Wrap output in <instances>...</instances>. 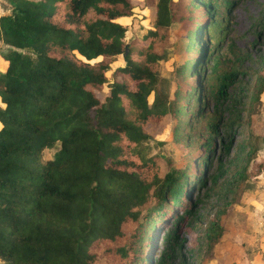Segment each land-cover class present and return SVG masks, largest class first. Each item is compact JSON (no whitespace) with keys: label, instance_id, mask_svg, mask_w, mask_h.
Segmentation results:
<instances>
[{"label":"trees","instance_id":"trees-1","mask_svg":"<svg viewBox=\"0 0 264 264\" xmlns=\"http://www.w3.org/2000/svg\"><path fill=\"white\" fill-rule=\"evenodd\" d=\"M7 2L10 13L0 15V264H188L176 209L190 212L191 192L212 169L215 148L227 154L243 123V99L250 111L264 73L252 90L242 78L249 72L237 68L248 56L219 55L226 23L203 8L198 19L193 0ZM146 8L149 26L124 42L121 20ZM182 20L189 28L169 80L157 68ZM258 25L264 32V13ZM115 57L121 63L112 67ZM195 123L197 145L183 165L149 154L150 127L170 125L182 154ZM244 123L264 138V112L256 120L249 112ZM167 220L157 243L156 228ZM221 227L219 217L207 223L209 246Z\"/></svg>","mask_w":264,"mask_h":264},{"label":"rangeland","instance_id":"rangeland-1","mask_svg":"<svg viewBox=\"0 0 264 264\" xmlns=\"http://www.w3.org/2000/svg\"><path fill=\"white\" fill-rule=\"evenodd\" d=\"M193 1L196 3L194 10H199L198 19L202 17L203 8L211 13L217 12L216 18L226 23L229 31L222 38L219 55L226 61L234 59L233 52L247 55L248 58L241 59L237 68L249 72L246 73L248 77L243 74L242 78L252 90L257 89L255 77L259 71L264 73V60L257 62L258 57L264 55V32L258 25L264 13V0H213L210 5L206 0ZM151 15L149 8L134 9L130 17L122 19L121 23L126 27L122 40L128 42L134 36H140L149 26ZM188 28L186 20L173 26L175 42L165 58L159 61L158 75L172 80L180 64L181 41ZM0 50H3L2 46ZM120 63V57H115L111 65L115 67ZM243 100L247 105L248 100ZM246 105L240 111L243 123L232 133L227 154L220 155L219 148H215L212 169L204 171L203 184L191 192L188 199L193 203L190 212L183 214L176 209L177 215L182 216L176 232L183 241L188 264H264V168L258 165L264 160V138L258 135L256 128L249 129L244 123L249 112L255 120L264 112V87L258 92V100L251 104L250 111ZM166 127L161 124L149 128L150 139H153L146 143L149 154L159 155L168 166L183 165L190 159L187 149L197 145L196 134L200 127L195 123L185 131L187 143L182 147V154L172 139L170 125ZM216 145H219L218 140ZM55 149L56 146L44 150L42 159L50 158ZM218 159L223 172L217 175ZM213 172L216 175L212 182L208 176ZM196 198L199 201L195 202ZM216 217L220 218L222 229L215 243L209 246L204 235L205 227ZM171 224L172 220H167L158 225L157 243L158 240L160 242L161 231L170 228Z\"/></svg>","mask_w":264,"mask_h":264},{"label":"crops","instance_id":"crops-1","mask_svg":"<svg viewBox=\"0 0 264 264\" xmlns=\"http://www.w3.org/2000/svg\"><path fill=\"white\" fill-rule=\"evenodd\" d=\"M0 6L3 7V10H1V7H0V15H5V14L10 13V6H9L7 0H0ZM0 46L4 47V45L1 42H0ZM5 66H6L5 62L0 57V71H3Z\"/></svg>","mask_w":264,"mask_h":264}]
</instances>
